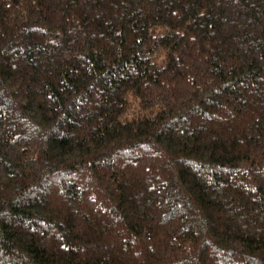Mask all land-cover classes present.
Segmentation results:
<instances>
[{
    "label": "trees",
    "instance_id": "16d2710c",
    "mask_svg": "<svg viewBox=\"0 0 264 264\" xmlns=\"http://www.w3.org/2000/svg\"><path fill=\"white\" fill-rule=\"evenodd\" d=\"M0 264H264V0H0Z\"/></svg>",
    "mask_w": 264,
    "mask_h": 264
}]
</instances>
